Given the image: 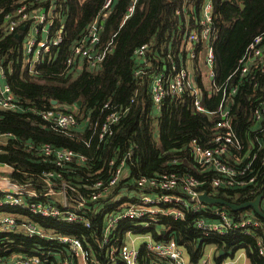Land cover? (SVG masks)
<instances>
[{"label":"built area","instance_id":"obj_1","mask_svg":"<svg viewBox=\"0 0 264 264\" xmlns=\"http://www.w3.org/2000/svg\"><path fill=\"white\" fill-rule=\"evenodd\" d=\"M136 1L132 0L128 6L123 21L132 15ZM112 3L113 0H104L101 10L78 37L65 60L64 74L75 75L83 69L88 72L100 69L107 53L112 50V41L103 48L100 46L103 24L110 14ZM55 10L52 6L46 8L39 0H18L14 10L4 16L8 32L16 31L26 35L24 54L30 74L36 73L37 64L44 55L50 54L52 48L62 43L63 27L55 34H51L50 30L57 16ZM213 11L212 0H203L199 9L192 2L182 0L175 11V15L181 16V19L176 31L172 33L173 37L180 40V46L185 47L187 57L195 58L199 48L197 46L201 45L206 50L205 64L210 78L213 77L214 61L211 45L216 37ZM22 28L25 30L22 31ZM151 47L154 48L152 44H144L133 52V75L137 79L142 78L148 69L147 58L153 53ZM167 59L170 62L167 70L165 68L154 75L148 83L153 115L161 113L166 99L180 100L184 94L193 98L195 112L205 115L212 122V136L207 141L201 143L192 139L188 144L192 167L199 171V175L206 177L201 176L200 179L186 172L179 174V169H176L182 164L179 160L171 161V168L155 177H132L129 171L130 165L134 163L131 147L123 153L115 152L109 158L98 160L97 164L95 161L97 167L91 172L90 162L94 158L49 144H25L24 149L37 153L42 162L50 165V169L39 176L40 186L0 178V211L20 209L36 218L85 228L91 227L88 211L95 215L102 212L100 236L95 240L103 258L99 259L90 247L75 236L61 234L27 217L0 214L1 233L39 238L62 247L58 264H191L183 245L177 244L173 238L153 237V233L161 236L168 230L162 223L164 219L186 221L205 238L250 235L260 229L261 221L252 209L243 210L234 216L226 207L201 202L199 196L203 193L208 195L203 190L205 186L214 190H246L249 195L258 194L259 191L264 193V155L257 157L259 146L254 150H244L231 118V109L238 93V84L231 83L232 78L235 75L240 78L250 76L252 80L255 71L264 73V30L252 38L225 82L218 86L211 84L209 89L220 95L214 110L202 106L200 90L190 72L177 69L170 55H167ZM5 74L0 64V77L5 78ZM250 95H256L253 131L261 133L264 123V87L253 82ZM128 108L112 105L110 99L104 102L101 107L103 114L95 118V127L91 129L89 139L84 142L85 146L89 147L93 139L97 149L106 143L127 114ZM0 110L22 111L10 87L1 81ZM32 111L44 121V127L66 135H71L83 121L78 112L69 106ZM82 123L91 124L88 119ZM12 139L14 137L11 134L0 132V146H5ZM247 151L251 153L246 155ZM71 164L89 170L84 177L72 181L69 179L76 173L69 169ZM3 166L9 167L6 164ZM260 207L264 208V196ZM123 222H128L130 227L121 234L117 228ZM257 246L259 254L264 256L263 236L258 237ZM201 249L196 264H241L239 254L216 263L214 256L218 249L214 244H202ZM49 257V252L28 257L13 254L7 259L1 258L0 264H53Z\"/></svg>","mask_w":264,"mask_h":264},{"label":"trees","instance_id":"obj_2","mask_svg":"<svg viewBox=\"0 0 264 264\" xmlns=\"http://www.w3.org/2000/svg\"><path fill=\"white\" fill-rule=\"evenodd\" d=\"M17 1L0 0V64L6 71V81L11 92L22 106L21 112L0 110V132L9 133L14 137L5 146H0V163L12 168L9 178L21 184L40 186L39 176L50 169V165L42 162L37 153L26 152L25 144H49L94 158L90 162L91 172L97 167L95 161L97 164L98 160L109 158L112 154L115 155V152L123 153L131 147L134 163L130 165L129 171L132 177H155L169 170L173 160L182 162L181 166L176 168L179 169V174L186 172L200 179L201 176L206 177L199 175V171L192 167L188 144L192 139L201 143L207 141L212 136V122L205 115L195 112L193 98L188 94H184L180 100L166 99L161 113L154 116L147 86V82L151 80L152 66L142 78L136 79L133 75L135 49L144 44H152L154 48L151 47V52L154 54L156 51L157 55L160 48L164 47L165 51L171 46L170 41L174 46L181 44L172 33L176 31L181 19V16L179 18L175 15V11L182 0H137L132 15L125 21L124 15L132 0H113L100 39L101 48L112 41V50L107 53L99 70L88 72L83 69L77 77L63 73L65 60L80 33L101 10L104 0H39L46 8L52 6L56 9L57 16L50 30L51 34H55L63 27V40L58 47L50 50V54L44 55L42 61L37 64L35 74L28 72L23 53V39L15 37L16 31L8 32L5 29L4 16L14 10ZM188 1L199 9L203 0ZM212 4L216 32L211 45L214 54L213 83L218 86L235 70L252 38L264 30V0H212ZM197 47L199 48L194 64L197 85L201 90V104L207 110H214L220 95L206 89V82L204 83L198 66V52L202 51L203 47ZM168 52L172 53V50ZM163 58L165 61V57ZM254 73L252 80L250 76L240 78L237 75L231 80V83L238 84L235 104L231 109L232 125L245 145L248 137L254 139L255 133L252 117L256 95H250L251 85L256 81L264 87V73ZM108 99L112 105L129 107L128 112L106 143L97 149L93 139L90 146L86 147L84 142L89 139V133L95 127V116L103 114L101 107ZM52 101H56V105H53ZM75 103L80 104V120L84 121L87 115L91 116V119H88L90 126L81 122L84 125L82 135L75 129L71 135L48 129L43 126L44 121L32 111H45ZM258 138L262 147L257 154L260 158L264 155V125ZM70 168L76 173L69 179L72 181L84 177L89 170L87 167L77 168L74 164H71ZM203 190L214 198L234 205L251 202L257 195H261L263 200L264 196L262 191L249 195L246 190L239 189L214 190L205 186ZM244 210L249 211L250 208ZM262 210L264 212V208ZM241 211L243 210L230 212L236 216ZM0 214H18L61 234L75 236L85 246L90 247L99 259L103 258L95 240L100 236L102 212L95 215L88 211L90 228L36 218L20 209H4ZM260 221V229L250 235L205 238L186 221L164 219L162 223L168 230L164 234L161 233V236L156 233L152 235L155 238H173L177 244L183 245L191 264L197 263L202 244L216 245L218 252H221L214 256L216 263L231 258L237 251L242 250L249 264H264V256L259 254L257 246L258 237H264V220ZM128 227L130 224L123 222L117 230L122 234ZM51 248L52 250H49ZM60 249L62 247L39 238L0 232V259H7L13 254L28 257L49 252L52 263L58 264Z\"/></svg>","mask_w":264,"mask_h":264},{"label":"crops","instance_id":"obj_3","mask_svg":"<svg viewBox=\"0 0 264 264\" xmlns=\"http://www.w3.org/2000/svg\"><path fill=\"white\" fill-rule=\"evenodd\" d=\"M182 3V2H181ZM23 27V26H22ZM22 30V29H21ZM19 30V31H21ZM25 30V29H24ZM22 30V31H24ZM83 33V31L80 33V35ZM16 34L19 35L18 38H22L23 39V48H24V43H25V36L26 35H22L21 36V33L20 32H16ZM15 34V35H16ZM23 34V33H22ZM79 35V36H80ZM171 46L169 47L171 50H172V53L171 52H168L170 51L169 48H167V50H163L164 47L160 48L157 52V55H156V51L155 53H151L147 60H148V68L152 66L153 68V71H152V74H151V78L154 76V75H158L160 72H162L165 68L167 70V68L170 66V62L169 60L167 59V55H170L171 56V59L172 61H174L175 63V67L178 69V68H182L184 70H187L190 72V74L192 75L193 77V80L195 82V84L197 85V77H196V69H195V64H194V58H189L187 57V53L185 51V47H182V46H174L172 45V42L170 41ZM160 50H163L161 53L159 52ZM23 53H24V49H23ZM197 54V52H196ZM205 54H206V50L203 49L202 51L198 52V59H199V62H198V66L200 67L201 69V72L203 74V81L204 83L206 82V89H209L211 87V84H214L213 83V80H214V73H213V77L210 78L209 77V72H208V68L205 64ZM165 55V56H164ZM165 57V61L163 60ZM196 57V56H195ZM175 58V60H174ZM135 60V59H134ZM135 67V65H134ZM78 74H75L74 77H77ZM137 79V78H136ZM0 81L2 84H7V81H6V74H5V78H1L0 77ZM225 82V81H224ZM8 85V84H7ZM147 86H148V82H147ZM197 87L199 88V86L197 85ZM200 90V88H199ZM13 94V93H12ZM199 99L201 100V90H200V93H199ZM76 104V103H75ZM73 104V106L75 105ZM72 105L69 107L71 108ZM80 107V106H79ZM79 107H78V113H79ZM97 117V116H95ZM86 119H91V116L90 115H87L85 117ZM264 125V123H263ZM262 125V126H263ZM90 126V125H89ZM83 128H84V125L81 123V124H78L77 127L75 128L76 131H78L80 133V135H82V132H83ZM258 134L259 133H254V139H251L250 137L247 138V144L245 145L242 141V144L244 146V150L246 151V149H255L259 146L260 150L262 149L261 147V144L259 142V138H258ZM238 136V135H237ZM239 137V136H238ZM240 139V137H239ZM241 140V139H240ZM254 147V148H253ZM27 152V151H26ZM251 151H247L246 152V155L250 154ZM4 164L3 163H0V171H4V175L7 179H10L11 181H13L11 178L8 177L9 173L11 172V168L9 167H6V166H3ZM15 216H19V217H23L24 216H20L18 214H13ZM213 249V248H212ZM219 254H221V252H218ZM235 254H239V263L241 264H249L245 254L242 252V250H239L237 251Z\"/></svg>","mask_w":264,"mask_h":264},{"label":"water","instance_id":"obj_4","mask_svg":"<svg viewBox=\"0 0 264 264\" xmlns=\"http://www.w3.org/2000/svg\"><path fill=\"white\" fill-rule=\"evenodd\" d=\"M22 30H24V28H22ZM15 37L18 38L19 35L16 34ZM52 104L56 105V101H52ZM199 200L207 205H219L222 207H226L233 212L250 208L260 219L264 220V212L260 207L261 196L256 197L251 202H245L240 205L230 204L222 199L209 197L206 193L201 194L199 196Z\"/></svg>","mask_w":264,"mask_h":264},{"label":"rangeland","instance_id":"obj_5","mask_svg":"<svg viewBox=\"0 0 264 264\" xmlns=\"http://www.w3.org/2000/svg\"><path fill=\"white\" fill-rule=\"evenodd\" d=\"M72 76H74V75H72ZM79 106H80V104H79V103H76L74 106L72 105L71 109H72L73 111L77 112ZM69 107H70V106H69ZM3 175H4V171H0V178H1V179H6V177L3 176Z\"/></svg>","mask_w":264,"mask_h":264}]
</instances>
